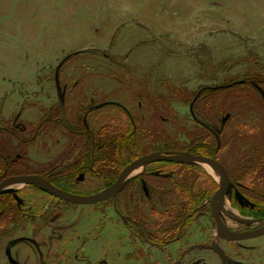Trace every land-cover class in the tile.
Masks as SVG:
<instances>
[{
	"label": "rangeland",
	"instance_id": "rangeland-1",
	"mask_svg": "<svg viewBox=\"0 0 264 264\" xmlns=\"http://www.w3.org/2000/svg\"><path fill=\"white\" fill-rule=\"evenodd\" d=\"M205 87L223 89L212 110L218 121L207 122L219 135L216 158L231 177L218 201L223 228H264V0H0V149L10 169L73 195L101 194L114 184L110 177L91 166L67 173L80 154L66 160L71 138L63 117L84 114L96 135L137 131L143 149H154L156 127L186 141L183 128L202 126L182 99ZM155 104L168 115L163 124L155 123ZM81 106L87 110L78 112ZM183 163L201 172L205 186L219 188L218 168ZM5 166L0 158V174ZM177 168L144 164L122 189L142 173L172 175L175 182ZM6 188L15 194L0 218V237L7 234L0 264H264V236H220L210 197L179 229L178 243L159 245L151 241L154 230L131 220L117 196L76 204L25 182ZM138 197L147 226L174 209L153 190ZM252 201L256 208L246 206ZM17 209L19 224L11 223L7 217L17 218Z\"/></svg>",
	"mask_w": 264,
	"mask_h": 264
},
{
	"label": "trees",
	"instance_id": "trees-1",
	"mask_svg": "<svg viewBox=\"0 0 264 264\" xmlns=\"http://www.w3.org/2000/svg\"><path fill=\"white\" fill-rule=\"evenodd\" d=\"M250 87L252 88V86ZM222 90L221 87H205L199 95L196 93L186 94L182 100L192 105L193 113L203 122L201 123L202 126L196 131L183 128L182 133L185 135L186 141H180L169 135L164 125L162 128L156 127L154 133L150 134L152 138L157 137L154 141L156 144L154 149L149 146L146 147L147 149H143V135L137 131L134 135L128 131L115 129L105 134L96 135L86 125L84 114L80 113L76 116V119L73 118L72 120L66 116L63 117V127L69 130L68 133L71 138V144L67 148L68 157L66 160L70 162L75 153L79 152L80 154L78 161L72 162L69 166L72 169H68L69 171L63 170L67 171L68 174H73L77 172V169H86L91 166L95 169L94 172L110 177L111 183H113L129 163L137 157L152 151L159 153L190 151L216 158L219 135L209 129L208 121H218L220 114L214 115L215 111L212 110L215 109ZM154 106L155 123H162L168 115L161 112L159 105L155 104ZM83 109L87 110L84 106H81L78 112H82ZM56 113L61 114L58 111ZM53 116L56 117V115ZM53 122H58V119L53 120ZM210 138H214V140L210 142ZM0 153L5 154L3 147H1ZM63 157L65 158V156ZM163 163L178 167L175 182L172 175L142 173L134 177L117 195L118 198L126 202L125 209L131 220L137 221L141 227L154 230L156 237H153L151 241L159 245L179 240V229L188 228L204 201L209 197L212 198L218 189L217 186L212 188L205 186L201 179V172L196 168H189L187 163ZM161 183L166 184L167 189L157 190L153 187L155 185L160 186ZM152 190L159 196L161 202L170 201L174 209L167 214H159L161 217L159 221L147 226L141 219V212L137 209V200L138 196L145 195ZM130 196H132V201L129 199ZM2 201V205L3 203L7 206L11 205L8 199H2ZM156 214L158 215V213Z\"/></svg>",
	"mask_w": 264,
	"mask_h": 264
},
{
	"label": "water",
	"instance_id": "water-1",
	"mask_svg": "<svg viewBox=\"0 0 264 264\" xmlns=\"http://www.w3.org/2000/svg\"><path fill=\"white\" fill-rule=\"evenodd\" d=\"M203 162L210 164L216 168H218L222 175V181L220 184L219 189L214 193L211 199V210L215 221L217 223V230L220 236L226 238L230 241H241L252 239L260 236H264V228H260L257 230L249 231V232H230L223 228V220L218 208V201L219 197L226 191L230 178L225 166L216 158L209 157L202 154L192 153L190 151L186 152H177V153H156V154H149L144 155L136 160L129 163L119 174L114 184L105 192L91 196V197H82L70 194L64 190H61L53 185L47 184L41 180L36 179L32 175H19L13 176L5 179L3 182L0 183V194L3 192H11L12 190L7 189L5 190L6 186L10 183L14 182H25L31 185L38 187L39 189L68 202L76 203V204H96L111 198L116 197L119 192L121 191L123 184L125 183L126 176L131 169L138 165H144L149 163H156V162H174V163H183V162ZM209 248L216 250L225 261L231 260V258L225 253L223 249L217 247L215 245L209 246Z\"/></svg>",
	"mask_w": 264,
	"mask_h": 264
},
{
	"label": "flooded vegetation",
	"instance_id": "flooded-vegetation-1",
	"mask_svg": "<svg viewBox=\"0 0 264 264\" xmlns=\"http://www.w3.org/2000/svg\"><path fill=\"white\" fill-rule=\"evenodd\" d=\"M46 120V118H44V120H43V122ZM3 129L4 130H7V131H9L6 127H3ZM0 158L1 159H3V161H6V166H5V169H4V171L0 174V183L1 182H3L5 179H7V178H9V177H13V176H19V175H29L27 172H25V171H21V170H17V169H10V167L8 166V160L6 159L7 157L3 154V153H0ZM214 158V157H213ZM217 159V158H216ZM218 160V159H217ZM221 162V161H220ZM222 163V162H221ZM223 164V163H222ZM224 166H225V164H223ZM225 168H226V166H225ZM227 169V168H226ZM227 172H228V170H227ZM258 172H260L261 174H262V170H258ZM228 174H229V172H228ZM260 176V175H259ZM262 176V175H261ZM229 178H230V180H231V177H230V174H229ZM230 182L231 181H229V184H228V186L230 185ZM234 186H233V189H237L236 187L237 186H235V184H233ZM228 188V187H227ZM7 189H10V188H5V190H7ZM11 190V189H10ZM15 193H14V191H11V192H3L2 194H0V197H2L4 200L5 199H8L9 201H11V199L10 198H8L9 196H12V195H14ZM241 198L238 196V200H240ZM5 202V201H4ZM1 204V203H0ZM257 204L258 203H256V202H251V203H249L248 205H246V206H248V207H250V208H256L257 207ZM211 205V204H210ZM1 206V205H0ZM7 205L5 204V203H3V205H2V207L0 208V218H2V217H6L7 216V214L9 213L8 212V210H7ZM211 213H212V210H211ZM14 214H16V216H17V218H14V220L12 219V218H10V217H7L10 221H11V223L13 222V221H16L17 223H18V221H19V218H20V209H17V210H15V213ZM212 215H213V213H212ZM214 217V216H213ZM214 220H215V218H214ZM16 223V224H17ZM19 224V223H18ZM217 224V223H216ZM247 232H249V231H247ZM2 235V234H1ZM4 236H7V234H3V236L2 237H0V238H3ZM218 253V252H217ZM226 253V252H225ZM224 259V258H223ZM225 261V260H224ZM225 262H228V261H225ZM195 263H197V264H204L203 262H199V260H196L195 261Z\"/></svg>",
	"mask_w": 264,
	"mask_h": 264
},
{
	"label": "bare ground",
	"instance_id": "bare-ground-1",
	"mask_svg": "<svg viewBox=\"0 0 264 264\" xmlns=\"http://www.w3.org/2000/svg\"><path fill=\"white\" fill-rule=\"evenodd\" d=\"M214 168V167H213ZM143 170V165H138L136 167H134L133 169H131L129 171V173L126 176V179H128L129 177L133 176V175H137L139 172H141ZM218 177L221 179V174L220 172H218Z\"/></svg>",
	"mask_w": 264,
	"mask_h": 264
},
{
	"label": "crops",
	"instance_id": "crops-1",
	"mask_svg": "<svg viewBox=\"0 0 264 264\" xmlns=\"http://www.w3.org/2000/svg\"><path fill=\"white\" fill-rule=\"evenodd\" d=\"M178 242H179V240L176 241V242H172L171 244H176V243H178ZM186 254L188 255V252H187Z\"/></svg>",
	"mask_w": 264,
	"mask_h": 264
}]
</instances>
